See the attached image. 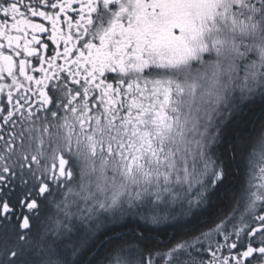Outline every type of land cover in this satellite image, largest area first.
Returning <instances> with one entry per match:
<instances>
[{
    "label": "snow or ice",
    "instance_id": "snow-or-ice-1",
    "mask_svg": "<svg viewBox=\"0 0 264 264\" xmlns=\"http://www.w3.org/2000/svg\"><path fill=\"white\" fill-rule=\"evenodd\" d=\"M0 264H264V0H0Z\"/></svg>",
    "mask_w": 264,
    "mask_h": 264
}]
</instances>
